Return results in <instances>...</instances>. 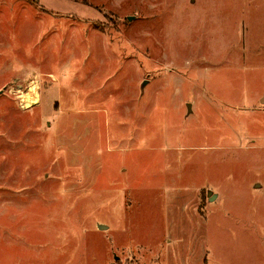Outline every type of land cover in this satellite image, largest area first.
I'll list each match as a JSON object with an SVG mask.
<instances>
[{"label": "rangeland", "instance_id": "obj_1", "mask_svg": "<svg viewBox=\"0 0 264 264\" xmlns=\"http://www.w3.org/2000/svg\"><path fill=\"white\" fill-rule=\"evenodd\" d=\"M0 91V264H264V0H0Z\"/></svg>", "mask_w": 264, "mask_h": 264}, {"label": "water", "instance_id": "obj_2", "mask_svg": "<svg viewBox=\"0 0 264 264\" xmlns=\"http://www.w3.org/2000/svg\"><path fill=\"white\" fill-rule=\"evenodd\" d=\"M129 20L131 21V20H132V18L130 17V18H129ZM3 92H4V91H0V95H2V94H3ZM213 199H214L213 197H211V198H210V200H211V201H212Z\"/></svg>", "mask_w": 264, "mask_h": 264}, {"label": "crops", "instance_id": "obj_3", "mask_svg": "<svg viewBox=\"0 0 264 264\" xmlns=\"http://www.w3.org/2000/svg\"><path fill=\"white\" fill-rule=\"evenodd\" d=\"M263 96H264V95H263ZM263 98H264V97H263ZM263 98L260 99V102H261V103H264V99H263ZM263 109H264V107H263Z\"/></svg>", "mask_w": 264, "mask_h": 264}]
</instances>
